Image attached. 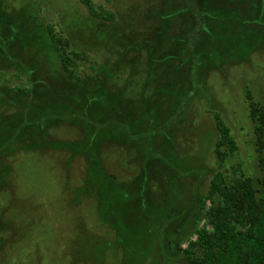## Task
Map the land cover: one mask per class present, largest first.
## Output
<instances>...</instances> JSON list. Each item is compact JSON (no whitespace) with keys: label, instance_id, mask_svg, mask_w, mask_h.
Wrapping results in <instances>:
<instances>
[{"label":"rangeland","instance_id":"1","mask_svg":"<svg viewBox=\"0 0 264 264\" xmlns=\"http://www.w3.org/2000/svg\"><path fill=\"white\" fill-rule=\"evenodd\" d=\"M94 1L119 13V23L111 27L96 24L77 0H2L6 10L1 13L9 19L18 14L21 17V4L34 3L36 20L22 22L19 32L30 30V37L36 36L42 17L57 18L55 21L68 25L65 26L68 35L80 50L93 53L103 63L110 62V74L130 76L134 63H138V71L144 73L154 67L152 75L157 70L161 74L163 68L167 69L163 78L173 84L174 91L184 90L190 81L196 80L199 94L190 104L185 121L175 132L167 134L168 143L160 150H163V164L149 169L147 186L145 182L134 184L144 163L136 150L131 159L132 153L123 145L103 146L101 153L107 171L117 184H126L121 185L122 191L117 186L121 197L112 205L104 204L100 187L85 186L88 162L83 155H76L71 164L72 154L63 148L20 151L8 159L3 158L7 150L0 152L12 168L14 178L12 185L0 193V209L4 214L0 226L5 227L0 237L3 244L6 243L0 251V264H187L183 250L189 246L190 239H196L195 231L203 225L204 210L210 206L206 199L210 181L219 170L215 152L219 132L213 113L222 115L239 148L225 167L240 165L247 175L262 176L247 100L250 90L255 100L264 104V20L256 23L255 18H251L254 9L246 6L234 25L226 23L225 20L234 17L227 11L219 13V18H224L219 20V25L211 23L213 29L207 25L195 48L203 61L197 77L192 78L186 65L173 72L169 65L159 66L158 63L163 62L160 51L168 47V40L161 50L154 40H144L140 50L122 48L125 35L136 42L142 33L149 39H158L154 30L141 31L136 37L132 33L151 23L149 15L154 9L151 5L154 0ZM177 16L171 18L169 25L161 23L159 31L169 32V38L189 32L192 18ZM6 23L11 24V21ZM244 23L248 24L243 26ZM1 33L3 37L11 35L3 29ZM242 35L250 38V50L244 55L247 50L243 49L244 44L235 43V38ZM12 47H16L17 52L22 49L19 45ZM26 51L22 56L24 61L32 57L35 63L47 64L35 49ZM121 56L126 60L122 62ZM0 67L5 69L12 65L6 66V62L1 61ZM200 67H204L202 71ZM14 71L7 69L9 75ZM137 76L139 79L140 75ZM161 82L153 84L148 92L151 99L147 106L155 100V89L163 85V80ZM135 93L138 92L131 91L130 95ZM3 95L10 102L0 106V114L8 116L17 109L12 106L13 95ZM44 133L48 143L64 145L83 135L81 128L66 121L44 128Z\"/></svg>","mask_w":264,"mask_h":264},{"label":"trees","instance_id":"2","mask_svg":"<svg viewBox=\"0 0 264 264\" xmlns=\"http://www.w3.org/2000/svg\"><path fill=\"white\" fill-rule=\"evenodd\" d=\"M1 1L0 62L5 61L6 66L12 67H0V106L10 102L3 95L9 93L13 95L12 106L17 109L8 116L5 113L0 114V152L7 150L3 158H11L20 151H36L46 147L69 151L72 154L71 164L76 155H83L88 162L85 186L94 189L100 187L105 197L104 204H114L121 197L117 193V186L121 190L126 184H117L118 181L107 171L101 153L103 146L123 145L132 153L131 159L133 150H136L144 163L143 171L135 177L137 181L134 184L144 183L150 174L149 169L163 164V150H160L168 143L165 140L167 134L175 132L181 126L190 104L196 94L198 96L196 80L190 81L186 89L174 91L173 84L163 78L167 75V69L162 68L161 74L157 70L152 75L154 67L144 73L138 71V63L131 64L130 76L122 73L110 74L109 61L103 63L100 57L87 50H80L73 44L65 28L67 24L55 21L57 18L48 20L42 17L39 28L35 31L36 36L30 37V30L22 29L19 32L18 27L25 20H36V12L32 7L34 3L21 4V17L18 14V17L9 19L5 13H1L6 10ZM77 1L85 7L89 19L96 24L111 27L121 20L119 13L96 4L94 0ZM106 1L111 3V0ZM211 1L154 0L151 3L154 9L149 15L151 23L146 28L144 25V29L136 28L132 33L136 37L141 31L154 30L158 39H149L142 33L136 42L125 35L126 42L122 48L128 46L140 50L144 47V40H154L161 50L163 43L166 45L165 41L168 40V47L165 46L160 51L163 62H159V66L169 65L170 72H173L182 70L186 65L189 77L190 73L192 78L197 77L200 62L203 61L196 53L197 40L205 32L207 25L211 26L213 22L219 25V20H224L219 18V13H233L234 17L225 21L234 25L247 6L254 9L255 14L251 18H255L256 23L264 20V0H215L213 4ZM238 2L236 6L235 3ZM59 13L61 16V12ZM177 15L192 18L190 31H185L184 36L169 38V32L159 31L160 25H169L171 18H176ZM7 20L11 24L6 23ZM247 24L244 23L243 26ZM1 28L10 32V37H3ZM6 38L8 40L4 42ZM235 43L244 44L243 49L247 50L243 55L250 50V38L247 35L235 38ZM16 45L22 48L19 52L16 47H12ZM30 49H35L36 54L41 53L47 64L43 61L35 63L32 57L29 61H24L22 56ZM121 58L122 62L126 60L122 56ZM8 68L15 71L9 75ZM200 68L202 71L204 67ZM136 73L140 75L139 79ZM162 80L163 85L155 89V100L147 106L151 99L148 92L152 90L153 84H160ZM131 91L138 93L131 96ZM247 100L249 118L254 125L258 168L262 176L247 175L240 165L225 167L226 162L239 148L222 115L213 113L219 132L215 149L219 170L210 181L209 194L206 197L210 206L204 210L203 225L195 231V240L187 239L190 241L189 246L183 250L182 256L187 264H264V104L256 101L250 90L247 91ZM149 116L155 117L150 120ZM62 121L81 128L82 138L65 145L48 143L44 128ZM4 159L0 155V193L9 184L12 185L14 180L12 168ZM0 218H4L1 209ZM3 233L5 227L0 226L2 237ZM5 244L0 237V251Z\"/></svg>","mask_w":264,"mask_h":264}]
</instances>
